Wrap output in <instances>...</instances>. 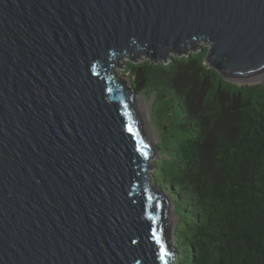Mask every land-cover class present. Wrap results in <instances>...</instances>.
<instances>
[{
  "label": "water",
  "instance_id": "obj_1",
  "mask_svg": "<svg viewBox=\"0 0 264 264\" xmlns=\"http://www.w3.org/2000/svg\"><path fill=\"white\" fill-rule=\"evenodd\" d=\"M200 39L226 80L264 83V0H0V264H172L156 146L113 70Z\"/></svg>",
  "mask_w": 264,
  "mask_h": 264
},
{
  "label": "trees",
  "instance_id": "obj_2",
  "mask_svg": "<svg viewBox=\"0 0 264 264\" xmlns=\"http://www.w3.org/2000/svg\"><path fill=\"white\" fill-rule=\"evenodd\" d=\"M208 48L169 60L139 52L113 74L166 99L177 118L149 168L178 216L172 264H264V83L226 80Z\"/></svg>",
  "mask_w": 264,
  "mask_h": 264
},
{
  "label": "rangeland",
  "instance_id": "obj_3",
  "mask_svg": "<svg viewBox=\"0 0 264 264\" xmlns=\"http://www.w3.org/2000/svg\"><path fill=\"white\" fill-rule=\"evenodd\" d=\"M208 47L209 44L206 41L200 42L197 45H201ZM201 47H197L196 50L189 49L187 52L184 54H188L191 51H198L200 50ZM178 54V52H171V55ZM148 57L146 54L142 55L141 57L137 58V61L145 60V58ZM130 57H126L123 60H119L121 66H117L119 71H123L126 68L125 62L129 59ZM169 60V58L167 59ZM128 73L126 75H123L122 73L118 72V77H121L124 79L127 84H130L129 82L131 81L130 78H128ZM131 87V86H130ZM132 90V88H131ZM135 98L138 100L139 104L141 105V109L144 112V118L145 122L147 125V129L150 135V138L152 140V143L156 146L160 141H162V138H166V132L163 129V127L169 125L170 128H173V123L177 119L174 116V110L173 106L169 105L167 103V100L164 99L163 97H158L157 94L155 95L154 93H149V91H142L141 93H135L134 94ZM162 137V138H161ZM164 150L157 148L156 147V152L154 157L151 159L156 158H161L163 157ZM149 175L152 179L151 176V170L149 172ZM164 196L168 200L169 206L171 208V204L174 205L172 202V198L169 196L167 192H164ZM174 214V213H173ZM176 217L174 218L175 223L172 224V231H171V240L174 241V232L175 229L177 228L178 225V216L175 212L174 214Z\"/></svg>",
  "mask_w": 264,
  "mask_h": 264
},
{
  "label": "bare ground",
  "instance_id": "obj_4",
  "mask_svg": "<svg viewBox=\"0 0 264 264\" xmlns=\"http://www.w3.org/2000/svg\"><path fill=\"white\" fill-rule=\"evenodd\" d=\"M138 101V100H137ZM139 103V102H138ZM141 104V103H140ZM139 104V105H140ZM140 107H141V105H140ZM142 110V109H141ZM142 112H143V110H142ZM143 114H144V112H143ZM167 200V199H166ZM167 203H168V200H167ZM168 205H169V203H168ZM169 208H170V206H169ZM175 214V212L173 211V208H172V205H171V208H170V214H171V222H172V224L173 223H175V221H174V218L176 217L174 214Z\"/></svg>",
  "mask_w": 264,
  "mask_h": 264
},
{
  "label": "snow or ice",
  "instance_id": "obj_5",
  "mask_svg": "<svg viewBox=\"0 0 264 264\" xmlns=\"http://www.w3.org/2000/svg\"><path fill=\"white\" fill-rule=\"evenodd\" d=\"M170 255V253H167L166 250L161 247V253H160V259L165 260L166 256Z\"/></svg>",
  "mask_w": 264,
  "mask_h": 264
},
{
  "label": "built area",
  "instance_id": "obj_6",
  "mask_svg": "<svg viewBox=\"0 0 264 264\" xmlns=\"http://www.w3.org/2000/svg\"><path fill=\"white\" fill-rule=\"evenodd\" d=\"M203 41H206V40H204V39H200L197 43H196V45L194 46V47H192L191 49H193V50H196L197 49V47H201L203 44H201V45H197L198 43H200V42H203ZM207 42V41H206ZM192 52V51H191ZM190 53V52H189ZM170 54H171V52H170Z\"/></svg>",
  "mask_w": 264,
  "mask_h": 264
}]
</instances>
